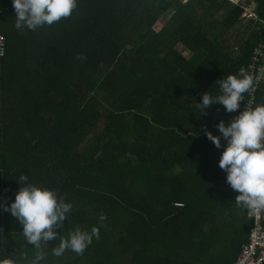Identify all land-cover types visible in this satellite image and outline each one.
Segmentation results:
<instances>
[{"label":"trees","instance_id":"16d2710c","mask_svg":"<svg viewBox=\"0 0 264 264\" xmlns=\"http://www.w3.org/2000/svg\"><path fill=\"white\" fill-rule=\"evenodd\" d=\"M252 4L258 17H244ZM0 5V199H14L24 174L72 202L62 236L100 230L83 255L55 257L50 241L43 264H234L253 224L202 126L218 134L238 113L194 105L228 74L252 77L264 0H77L70 17L22 31L12 0ZM0 213L14 241L0 262L31 257L21 226Z\"/></svg>","mask_w":264,"mask_h":264},{"label":"clouds","instance_id":"9594fccd","mask_svg":"<svg viewBox=\"0 0 264 264\" xmlns=\"http://www.w3.org/2000/svg\"><path fill=\"white\" fill-rule=\"evenodd\" d=\"M12 6L15 29L36 30L70 17L77 0H12ZM218 83L219 94L205 92L194 105V111L207 115L214 104H219L225 113H238L227 122L220 119L215 124L218 134L206 124L202 126L203 132L217 149H223L218 166L226 173L227 185L237 193L236 205L249 211L264 209V102L247 103L240 110L253 85V79L243 68ZM16 180L19 190L10 203L0 199V211L15 219L22 228L24 241L35 249L31 257L25 255L17 264H43L50 241H55L52 255L62 257L66 252L83 255L94 239H100L97 226L90 229L77 226L66 237L62 236L64 221L72 213V202L66 201L55 188L31 182L27 175L21 174ZM99 219L102 221L103 215Z\"/></svg>","mask_w":264,"mask_h":264},{"label":"built area","instance_id":"2783aa9c","mask_svg":"<svg viewBox=\"0 0 264 264\" xmlns=\"http://www.w3.org/2000/svg\"><path fill=\"white\" fill-rule=\"evenodd\" d=\"M251 6V5H250ZM249 6L246 7L244 17L253 19L258 17L256 12L250 14ZM7 51V43L4 37L0 38V55L5 57ZM252 72L253 83L250 89V99L246 103L241 104L243 109L247 103L257 104L264 102V43L260 44L254 51L252 61L248 67ZM249 220L253 227L249 242L244 245L242 251L234 264H264V209H256L249 211Z\"/></svg>","mask_w":264,"mask_h":264},{"label":"crops","instance_id":"0c3cea01","mask_svg":"<svg viewBox=\"0 0 264 264\" xmlns=\"http://www.w3.org/2000/svg\"><path fill=\"white\" fill-rule=\"evenodd\" d=\"M0 15H2L1 5H0ZM1 32H2V28H1V25H0V38L2 37ZM1 59H2V57L0 55V73H1V70H2ZM0 84H1V82H0ZM4 100H7L6 94L3 93L2 89H0V104H2V102H4ZM2 133H3V119H2V116H0V138L2 137ZM1 217H3L2 213H0V256H1L2 252H3V251L1 252V250L3 248H7V247L12 248V247H14V246H12L14 241H12L9 238L8 233H7V228H3V226H2ZM12 253L15 256V252H12ZM15 258L19 259L20 255H18ZM0 264H3V263L0 262Z\"/></svg>","mask_w":264,"mask_h":264},{"label":"rangeland","instance_id":"374dc122","mask_svg":"<svg viewBox=\"0 0 264 264\" xmlns=\"http://www.w3.org/2000/svg\"><path fill=\"white\" fill-rule=\"evenodd\" d=\"M184 3H187L189 0H182ZM233 3H242V2H247V0H230ZM257 6L255 4H252L251 6H249L248 12L250 14H254L256 12ZM166 17V16H165ZM167 17H172V12H168L167 13ZM161 22H163V19L161 20ZM163 26L159 25V28L161 29ZM159 28H157V30L159 31ZM177 50L182 53L185 57H190L191 52L189 51V49H187L184 46H177Z\"/></svg>","mask_w":264,"mask_h":264}]
</instances>
